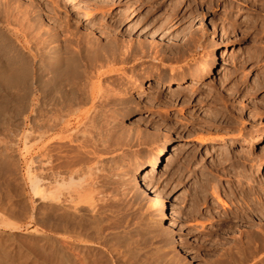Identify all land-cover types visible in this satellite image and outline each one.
I'll return each mask as SVG.
<instances>
[{"label": "rangeland", "instance_id": "rangeland-1", "mask_svg": "<svg viewBox=\"0 0 264 264\" xmlns=\"http://www.w3.org/2000/svg\"><path fill=\"white\" fill-rule=\"evenodd\" d=\"M56 1L10 0L37 31L67 16L107 61L93 71L94 108L40 152L34 115L0 91V264H264L263 0ZM206 54L216 65L205 78L156 83L172 68L194 73ZM38 154L72 183L37 192Z\"/></svg>", "mask_w": 264, "mask_h": 264}, {"label": "bare ground", "instance_id": "bare-ground-1", "mask_svg": "<svg viewBox=\"0 0 264 264\" xmlns=\"http://www.w3.org/2000/svg\"><path fill=\"white\" fill-rule=\"evenodd\" d=\"M51 4L50 10H58L59 1L52 0ZM260 5L262 8L256 7L264 11V0ZM28 9L26 5L16 4L12 6L10 0H0V91L5 90L11 92L15 90L17 92L19 104V109L18 106L16 108L19 112L23 114L28 112V114L32 113L34 115V120H32L34 121L33 129L37 132V135L34 136L35 139L39 141L40 146L38 151L40 152L41 149H44L43 143L45 144L44 141L49 137L48 135H50L49 133L51 131H59L62 133L74 128L77 123L83 121L90 109L94 108V104L91 107L86 106L89 101L93 102L98 96L95 93L96 83L92 80L93 74H95L93 71L96 72V70L103 66L105 67L103 63L107 61V58L101 54L99 45L95 46L94 42L83 38V36L78 33L80 31L77 30V27H73L76 31H74L75 29L72 30L71 23L67 16L58 19L60 20L58 28L48 27L47 29L43 28L42 31H37L38 28L35 26L37 20L34 25V21H31L34 16H30L29 18ZM74 26H77V23L76 25L74 24ZM87 52L88 55L86 54L85 56ZM215 65V55L211 56L206 54L205 58L201 59L196 66V71L194 73L172 68L166 76L164 74L155 76L156 83L158 84L159 80L162 79V85H171L176 82L184 81L189 76L200 80L212 72ZM106 67V69H109V65H106ZM99 75H101V73L97 74L96 77L99 78ZM31 76L34 80H32L33 82H30ZM152 82L155 84V81ZM32 88H34V90ZM175 93L176 92L173 94ZM102 96L104 97V94ZM72 119H76V121L72 122ZM203 137L201 136L199 140H208V138ZM59 139H65L69 142L73 141L68 135L59 137ZM75 139L76 138H74V140ZM226 141L220 140V142L224 143ZM235 142V140H230L229 143L227 142V145H235ZM44 154V156H46L47 153L44 152ZM80 154L79 152V155H76L77 158L76 156L73 160L71 158V162H67L65 165L69 167V163L76 160L75 163L79 166L76 171L73 169V166L71 167L70 165V168L73 169L71 170L73 173H81V170H83V157ZM163 155L162 151L158 150L151 161L150 168H148V170L147 168L143 170L141 181H143L146 189L152 188L149 180L151 175L155 174L153 172L158 171L159 160H161V157L163 160ZM47 156L49 158L50 155ZM38 157L39 158L34 161L36 163V168L32 169L34 179V181H32L35 184V190H39L37 192L45 193L46 191L48 194H51L56 190L59 191V187L63 182H66V180L72 183L70 182L73 180L70 168L67 170L64 166V172L61 170V166L56 167L55 165L54 169L53 164L52 167L48 164L49 168H45L47 166L45 160L41 158V155ZM44 165L46 166L44 167ZM77 165L75 167H77ZM76 175L78 176V174ZM80 176L77 178L79 179ZM66 183H68V181ZM83 189L85 190V188H81L80 190ZM146 195H148L150 206L156 210L157 216L162 218L164 208L161 199L156 193H148Z\"/></svg>", "mask_w": 264, "mask_h": 264}]
</instances>
